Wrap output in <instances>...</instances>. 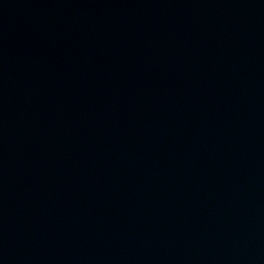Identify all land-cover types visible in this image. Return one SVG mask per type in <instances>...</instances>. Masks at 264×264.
<instances>
[{
    "label": "water",
    "instance_id": "obj_1",
    "mask_svg": "<svg viewBox=\"0 0 264 264\" xmlns=\"http://www.w3.org/2000/svg\"><path fill=\"white\" fill-rule=\"evenodd\" d=\"M0 264H264V0H0Z\"/></svg>",
    "mask_w": 264,
    "mask_h": 264
}]
</instances>
